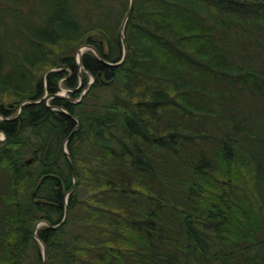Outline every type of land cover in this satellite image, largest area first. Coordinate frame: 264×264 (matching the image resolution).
<instances>
[{
	"label": "trees",
	"instance_id": "1",
	"mask_svg": "<svg viewBox=\"0 0 264 264\" xmlns=\"http://www.w3.org/2000/svg\"><path fill=\"white\" fill-rule=\"evenodd\" d=\"M128 1L0 0V264L64 205L44 264H264V0H134L109 65Z\"/></svg>",
	"mask_w": 264,
	"mask_h": 264
},
{
	"label": "water",
	"instance_id": "2",
	"mask_svg": "<svg viewBox=\"0 0 264 264\" xmlns=\"http://www.w3.org/2000/svg\"><path fill=\"white\" fill-rule=\"evenodd\" d=\"M133 4H134V0H129V1H128L127 9H126V11H125V13H124V16H123L122 21H121V24H120L119 33H120V38H121V42H122V46H123L122 56H121V58H120L118 61H116V62H108V61H104V60H103L104 62H106V63L109 64V65H117V64H120V63L123 62L124 59H125V56H126V43H125V38H124L123 29H124V24H125V22H126L128 16L130 15L131 11H132ZM84 47L91 49V50H92V51H93V52H94V53L100 58V55H99L98 51L96 50V48H95L94 46H92L91 44H83L82 47H79V48L77 49V51H76V62H77V65H78L79 68H80V62H79L80 51H82V48H84ZM100 59H101V58H100ZM101 60H102V59H101ZM92 81H93V77H92L91 80L88 82V84H90ZM49 97H66V95L61 94V93H58V92H55V93H52V94L44 93V94L41 96V98H40L39 100H42V101H43V104H44L47 108H51V107H52V106H50V105H48V104L45 103V100H46L47 98H49ZM53 107H54V108H57L58 110L62 111V112L65 113V114L69 115L70 117H72V118L76 121L75 126H74V127L68 132L67 137L64 139V141H65V140L70 136V134L72 133V131L74 130V128L78 125L79 121H78V119H77L75 116H73V115L67 113V112H66L64 109H62L61 107H59V106H53ZM18 111H19V108H18L17 112H18ZM64 141H63V143H62V152H63V154L65 155V157L67 158V160H68V162H69L70 174H71V177H72V182H71V185H70V187H69V189H68V190H70V189L73 187L74 183H75V176H74V170H73V162H72V159H71L69 153H68V152L66 151V149H65ZM30 160H31V157H27V158L24 159V162H25V163H29ZM65 210H66V207H65V205H64L63 212H62V216H61L60 220H59L57 223H55V224H50V223L47 222L46 220L40 219V220H38V221L34 224V226H33L32 235H33V237L35 238V240L38 242V244L40 245V255H41V261H40V264H44L45 257H44V244H43V242L41 241V239H40V238L36 235V233H35V228H36V226H37V223H38V222H42L43 224H45V225H46L47 227H49V228H55V227H57V226L63 221V219H64V217H65Z\"/></svg>",
	"mask_w": 264,
	"mask_h": 264
},
{
	"label": "rangeland",
	"instance_id": "3",
	"mask_svg": "<svg viewBox=\"0 0 264 264\" xmlns=\"http://www.w3.org/2000/svg\"><path fill=\"white\" fill-rule=\"evenodd\" d=\"M37 14H38V12H36V11H34V13H31L30 14V18H29V20H27V18H26V20L29 22H34L35 21V19H36V16H37ZM91 78L92 77H90V79L89 80H91ZM85 90L84 89H82V90H80L79 92L80 93H82V92H84ZM58 93H61V94H64V95H66V96H68V94H67V91H66V88H63V87H61L58 91H57ZM80 93H79V97H80ZM78 96L77 97H75L73 100L75 101V100H77V98H79ZM49 98H47L46 100H45V103L46 104H48L49 105ZM13 114H15V111L13 112ZM12 114V115H13ZM3 137V134L0 132V141L3 139L2 138ZM2 138V139H1ZM25 156L24 157H27L28 155L27 154H24ZM66 192H64L63 193V199H65V196H66ZM43 223L42 222H38L37 223V226H39V225H42ZM36 226V227H37ZM38 246H39V250H40V245L38 244Z\"/></svg>",
	"mask_w": 264,
	"mask_h": 264
},
{
	"label": "flooded vegetation",
	"instance_id": "4",
	"mask_svg": "<svg viewBox=\"0 0 264 264\" xmlns=\"http://www.w3.org/2000/svg\"><path fill=\"white\" fill-rule=\"evenodd\" d=\"M2 138H3V137H2ZM2 138H1V139H2ZM9 150H11V149L9 148Z\"/></svg>",
	"mask_w": 264,
	"mask_h": 264
}]
</instances>
